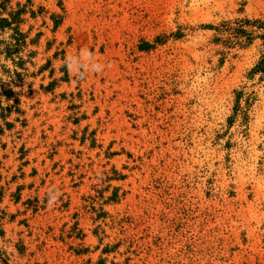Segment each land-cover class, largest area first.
<instances>
[{"label":"rangeland","instance_id":"obj_1","mask_svg":"<svg viewBox=\"0 0 264 264\" xmlns=\"http://www.w3.org/2000/svg\"><path fill=\"white\" fill-rule=\"evenodd\" d=\"M11 6L0 264H264V0Z\"/></svg>","mask_w":264,"mask_h":264},{"label":"trees","instance_id":"obj_2","mask_svg":"<svg viewBox=\"0 0 264 264\" xmlns=\"http://www.w3.org/2000/svg\"><path fill=\"white\" fill-rule=\"evenodd\" d=\"M12 0H0V31L5 33L7 31L11 32L9 40H0V58L5 56L6 60L11 59L15 64V55H18L25 47H27V35L22 31L21 26L25 23L24 15L26 14V9L14 10L11 6ZM20 7V5H19ZM250 22H248L249 24ZM264 28V24L260 29ZM245 34V31H241ZM253 74H264V57L261 59L259 64L252 71ZM2 95H0V109L5 112V108L2 106ZM10 100V98H7ZM2 119H6L4 115L1 116ZM6 126L9 125L6 123ZM5 133V128L0 124V135ZM1 183V175H0ZM3 188H0V203L3 198ZM7 215L0 207V227L3 225L2 222ZM3 233V232H1Z\"/></svg>","mask_w":264,"mask_h":264}]
</instances>
